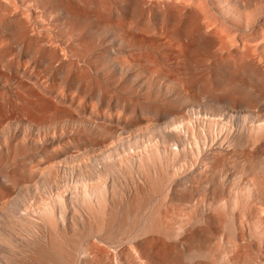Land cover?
I'll use <instances>...</instances> for the list:
<instances>
[{
	"label": "bare ground",
	"instance_id": "obj_1",
	"mask_svg": "<svg viewBox=\"0 0 264 264\" xmlns=\"http://www.w3.org/2000/svg\"><path fill=\"white\" fill-rule=\"evenodd\" d=\"M221 51L264 93V0H0V264H264V191L220 176L264 111L189 82Z\"/></svg>",
	"mask_w": 264,
	"mask_h": 264
},
{
	"label": "rangeland",
	"instance_id": "obj_2",
	"mask_svg": "<svg viewBox=\"0 0 264 264\" xmlns=\"http://www.w3.org/2000/svg\"><path fill=\"white\" fill-rule=\"evenodd\" d=\"M211 14H213L214 16L216 15L217 18L226 20V17L222 13L217 12L215 9L211 11ZM225 52H223V51L219 52V54L216 55L217 57H215L213 55H209L208 53L207 54H204V53L201 54L202 56H204V62L207 61L201 67H203V72H204L205 77L208 78V86L212 87V88H211V90H209L210 89L209 87H204L201 85V83L195 82V78L189 77V82H190V84H192V90H195V89L199 90V92L203 95V97H211V98L213 97V100H211L210 105H212L214 108L223 109L222 113H226L229 109H233V108L237 107V105H235V107L229 108L230 106L227 102H229L230 99L235 100L237 102L236 104H240V102L243 101L245 103L244 106L247 109H251L254 113H263V111H264V93H261L263 96V99H262L261 94H259L260 92H258L255 88H248V87L242 86L238 82L232 80L229 77L226 68H225L226 70H224V69L220 70V71L216 70V66H215L216 63L215 62H218V60H220V57H221V59H222V57H223V59H225V57L228 56L229 53H231L230 51H227L226 53ZM221 53L224 55H222ZM257 53L259 55H262L263 52L259 51ZM232 55H234V53ZM230 56L231 55H229L227 58H229ZM195 66H196V64H195ZM214 77H215V79H214ZM135 82L140 83V85H141L140 91L143 92L142 89L147 90V85L142 83L141 79H136ZM212 83H213V85H212ZM151 86L156 87L157 85L152 84ZM218 87H219V89H218ZM245 88L248 89L247 92H245L246 91ZM138 90H139V88H138ZM217 90L218 91L221 90V91L218 92ZM249 90H253V91L252 92L250 91L251 92L250 93ZM192 95L193 94L191 93L186 98L182 96V99L178 101L179 103H172L173 109L176 111V113L183 111V109H189L191 107L196 106L197 101H196L195 97ZM232 95H234V96H232ZM255 95L257 96V98L256 97L253 98V96H255ZM217 96H218V98H217ZM216 106H218V107H216ZM251 106H253V107L251 108ZM203 109H205V108H203ZM211 123L213 124L212 121L208 122V124H211ZM228 125L229 124L226 122L223 124L222 133H225L227 130H229L231 133L232 132L233 133H232V136L228 139L222 138V144L224 145V147L226 149H225V152L223 154L222 161H221L220 176H238L240 178L243 177L245 179H248L249 185H248L247 191H245L246 194L251 193L253 191V189H255V188H259V189L261 188L260 191H264V133H263L264 131L262 132L258 127H256L255 130L251 131L252 133L254 132V134H251V132H249L248 134L243 135V133L238 128V126H237V129H234L235 130L234 131L233 128H231V126H228ZM261 132H262V135H261ZM209 138H210V140L208 141V144H210L212 142V137L210 135H209ZM251 139H252V141H254V143L250 141ZM258 139H259V141H258ZM257 142H259V143H257ZM209 147H210V145H209ZM260 147L262 150L260 149ZM246 152L249 155L246 154ZM245 155H247V156H245ZM249 162H251V163H249ZM252 180H254V184L250 182ZM257 229H258V231L256 232V234L257 233H261V234L263 233V234L262 235L261 234L256 235V238L257 239L259 238L258 240L262 241V244H264V238H263L264 237V226L260 225L257 227Z\"/></svg>",
	"mask_w": 264,
	"mask_h": 264
}]
</instances>
